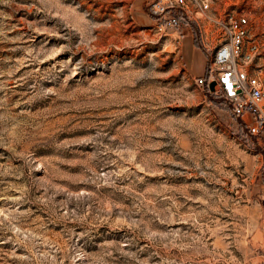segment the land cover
<instances>
[{"label":"rangeland","instance_id":"obj_1","mask_svg":"<svg viewBox=\"0 0 264 264\" xmlns=\"http://www.w3.org/2000/svg\"><path fill=\"white\" fill-rule=\"evenodd\" d=\"M150 1L0 0V264H264V139L196 81L216 27Z\"/></svg>","mask_w":264,"mask_h":264},{"label":"built area","instance_id":"obj_2","mask_svg":"<svg viewBox=\"0 0 264 264\" xmlns=\"http://www.w3.org/2000/svg\"><path fill=\"white\" fill-rule=\"evenodd\" d=\"M212 5L213 0H152L149 11L161 26L184 27L193 33L195 25L213 22L216 28L211 40L205 38L206 42H202L210 52L207 74L196 81L202 85L213 83L248 133L264 139V66L248 68L260 50L259 44L264 46V31L251 39L246 14L216 18L210 14Z\"/></svg>","mask_w":264,"mask_h":264},{"label":"trees","instance_id":"obj_3","mask_svg":"<svg viewBox=\"0 0 264 264\" xmlns=\"http://www.w3.org/2000/svg\"><path fill=\"white\" fill-rule=\"evenodd\" d=\"M204 73H205L204 75H206L207 74V71H205Z\"/></svg>","mask_w":264,"mask_h":264},{"label":"crops","instance_id":"obj_4","mask_svg":"<svg viewBox=\"0 0 264 264\" xmlns=\"http://www.w3.org/2000/svg\"><path fill=\"white\" fill-rule=\"evenodd\" d=\"M204 76V75H203Z\"/></svg>","mask_w":264,"mask_h":264}]
</instances>
